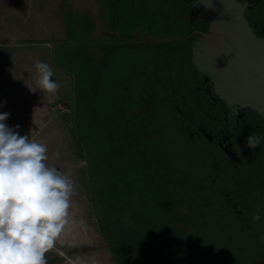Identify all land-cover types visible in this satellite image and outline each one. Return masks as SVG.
Segmentation results:
<instances>
[{
    "label": "rangeland",
    "instance_id": "374dc122",
    "mask_svg": "<svg viewBox=\"0 0 264 264\" xmlns=\"http://www.w3.org/2000/svg\"><path fill=\"white\" fill-rule=\"evenodd\" d=\"M147 3L145 14L136 0H0V113L79 185L47 262L260 264L257 233L240 234L233 211L214 213L217 201L195 193L193 144L176 135L165 103L151 101L143 135L134 131L148 104L138 96L166 70L117 30L138 32L144 14L156 27L160 2ZM37 60L54 69L58 93L30 89Z\"/></svg>",
    "mask_w": 264,
    "mask_h": 264
},
{
    "label": "flooded vegetation",
    "instance_id": "af4514ba",
    "mask_svg": "<svg viewBox=\"0 0 264 264\" xmlns=\"http://www.w3.org/2000/svg\"><path fill=\"white\" fill-rule=\"evenodd\" d=\"M157 1L160 5L154 6L159 14L156 27H146L145 14L152 5L147 0H136L137 6H146L145 14L135 18L138 32L126 35L122 28L117 30L125 42L161 57L162 62H156L166 70L161 75H150L152 82L161 81L154 92H147L148 87H144L138 96L139 103L148 104L142 114H133L134 131L143 135L151 115V101L165 103L176 135L193 144L197 166L195 193L199 198L217 201L212 207L214 213L233 211L240 234L254 231L264 246V139L254 150L245 146L249 135L264 137V117L251 109L235 113L224 106L212 88L211 78L194 64L193 43L209 30L202 10L196 6L198 0ZM246 16L256 33L264 36V0L249 7ZM257 211L261 219L255 225L246 223ZM256 259L254 264L259 260ZM259 263L264 264V256Z\"/></svg>",
    "mask_w": 264,
    "mask_h": 264
},
{
    "label": "clouds",
    "instance_id": "9594fccd",
    "mask_svg": "<svg viewBox=\"0 0 264 264\" xmlns=\"http://www.w3.org/2000/svg\"><path fill=\"white\" fill-rule=\"evenodd\" d=\"M36 88L58 93L54 69L37 60L34 64ZM9 113H0V264H48L46 253L68 223L72 196L79 185L71 172L49 165L46 144L20 135L17 125L6 124ZM264 137L249 135L245 146L256 149ZM58 159L59 150L54 153ZM77 167L86 168L87 161ZM260 212L252 220L259 221ZM264 240V236H261Z\"/></svg>",
    "mask_w": 264,
    "mask_h": 264
},
{
    "label": "water",
    "instance_id": "95a60500",
    "mask_svg": "<svg viewBox=\"0 0 264 264\" xmlns=\"http://www.w3.org/2000/svg\"><path fill=\"white\" fill-rule=\"evenodd\" d=\"M259 0H198L208 32L193 43L192 60L211 78L222 104L264 117V36L251 25L246 10Z\"/></svg>",
    "mask_w": 264,
    "mask_h": 264
}]
</instances>
